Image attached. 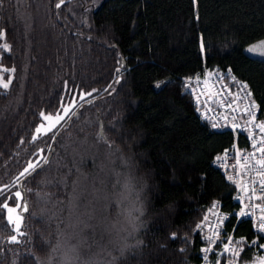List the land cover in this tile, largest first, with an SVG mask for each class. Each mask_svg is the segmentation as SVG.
I'll return each instance as SVG.
<instances>
[{"label":"trees","instance_id":"16d2710c","mask_svg":"<svg viewBox=\"0 0 264 264\" xmlns=\"http://www.w3.org/2000/svg\"><path fill=\"white\" fill-rule=\"evenodd\" d=\"M56 1L0 0L8 46L0 50V81L11 79L0 83V264H56L60 213L77 175L66 164L67 141L84 133L128 157L141 206L127 244L119 239L84 264H200L213 204L235 208L234 184L213 166L233 136L202 121L184 82L205 69H231L264 113V59L246 53L264 40V0H75L59 9ZM83 94L93 100L62 127L50 160L35 165L54 137L36 139L43 116ZM21 182L28 212L22 238L12 242L4 207L18 192L23 205ZM38 194L47 196L46 209ZM233 240L239 264L264 257L250 222L236 226Z\"/></svg>","mask_w":264,"mask_h":264},{"label":"rangeland","instance_id":"374dc122","mask_svg":"<svg viewBox=\"0 0 264 264\" xmlns=\"http://www.w3.org/2000/svg\"><path fill=\"white\" fill-rule=\"evenodd\" d=\"M20 1L25 2V0ZM57 2L58 0L54 5ZM94 3L97 4L98 0ZM84 6L87 8L89 5L87 6L85 2ZM3 36L0 32V50L8 49L4 44ZM246 53L251 57L264 59V40L247 47ZM10 82L11 79L0 81L5 86ZM87 100L93 98L84 94L79 99L74 97L57 113L43 116V121L35 130L36 139L54 137L48 147L47 144L44 145L36 158L35 165H42L50 160L56 138L62 139L63 135H60L62 127L81 105L80 103ZM89 135L90 133H84L78 137L71 136L67 141L69 143L67 154L70 150L71 153H69L70 160L66 164L74 166L77 175L76 178L68 181L69 191L67 199L63 201V211L60 213L62 222L59 230L62 232L60 231V241L55 256L56 264H84L82 259L89 256L95 260V256L104 252L106 248L115 247L119 239L121 244L126 245L129 237L137 232V214H141V206L138 203V193L133 189L134 178L130 176V161L126 155L116 153L113 148ZM62 162L63 159L59 163L60 168ZM15 196L17 202L14 204L8 202L4 207L7 220L14 231L12 242H18L22 238L24 222L21 212L22 194L18 192ZM37 200L42 206L44 205V208L46 207L47 196L38 194ZM139 226H141L140 222ZM262 250L264 251V247ZM94 260L86 264L97 263ZM261 262H264V257L252 264Z\"/></svg>","mask_w":264,"mask_h":264},{"label":"built area","instance_id":"2783aa9c","mask_svg":"<svg viewBox=\"0 0 264 264\" xmlns=\"http://www.w3.org/2000/svg\"><path fill=\"white\" fill-rule=\"evenodd\" d=\"M184 87L193 95L202 121L233 136V143L215 157L213 166L234 184L235 208L228 211L219 201L213 204L200 264H239L233 240L236 226L250 222L264 239V113L248 83L231 69H205L186 78Z\"/></svg>","mask_w":264,"mask_h":264},{"label":"water","instance_id":"95a60500","mask_svg":"<svg viewBox=\"0 0 264 264\" xmlns=\"http://www.w3.org/2000/svg\"><path fill=\"white\" fill-rule=\"evenodd\" d=\"M73 1H75V0H60V1L57 3L56 7H57V9H59V8H61L62 6H64L65 4L71 3V2H73ZM26 4L28 5V0H26ZM124 66H125V64H124V62H123V63H122V69L124 68ZM99 129H100V134H101V136L104 137L103 125H102V121H101L100 117H99ZM22 186H23V182L20 183V188H21V190H22V192H23V196H24V199H25V201H24V203H23V205H22V214H23V215H26L27 212H28V205H27V202H26V193H25V191L22 189Z\"/></svg>","mask_w":264,"mask_h":264}]
</instances>
